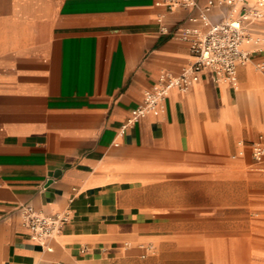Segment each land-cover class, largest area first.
Segmentation results:
<instances>
[{
  "label": "crops",
  "instance_id": "crops-1",
  "mask_svg": "<svg viewBox=\"0 0 264 264\" xmlns=\"http://www.w3.org/2000/svg\"><path fill=\"white\" fill-rule=\"evenodd\" d=\"M209 1L218 22L221 0H0V264L211 261L210 231L264 208L248 148L264 135V15L235 81L203 70L122 128L160 72L192 63L182 29ZM23 204L67 221L32 240Z\"/></svg>",
  "mask_w": 264,
  "mask_h": 264
},
{
  "label": "built area",
  "instance_id": "built-area-1",
  "mask_svg": "<svg viewBox=\"0 0 264 264\" xmlns=\"http://www.w3.org/2000/svg\"><path fill=\"white\" fill-rule=\"evenodd\" d=\"M228 6L225 16L218 22H211L207 11L209 1L199 14V27H185L182 37L188 39L189 49L194 57L192 63L179 73L160 72L156 81L144 90L141 102L130 110L126 122L137 121L138 117L154 109L170 89L186 91L199 79L203 70H210L217 80L233 82L239 64L249 60V51L242 48V42L252 39L248 23L264 15V0H221ZM175 4L193 6L194 0H174ZM196 20V17H190ZM262 67L263 65H258ZM239 145L244 142L238 141ZM251 161L264 169V135L259 134L248 143ZM20 222L27 229L32 240L47 241L60 232L67 221V212L45 213L30 204L19 207ZM51 249V247H47Z\"/></svg>",
  "mask_w": 264,
  "mask_h": 264
},
{
  "label": "rangeland",
  "instance_id": "rangeland-1",
  "mask_svg": "<svg viewBox=\"0 0 264 264\" xmlns=\"http://www.w3.org/2000/svg\"><path fill=\"white\" fill-rule=\"evenodd\" d=\"M249 216L248 228L236 224L233 231L226 227L210 231L215 260L187 264H264V208H252ZM231 241L233 254L228 255Z\"/></svg>",
  "mask_w": 264,
  "mask_h": 264
}]
</instances>
